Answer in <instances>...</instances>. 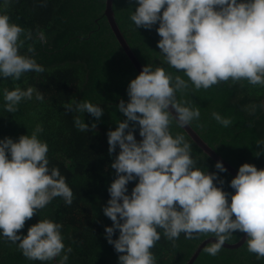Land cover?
Here are the masks:
<instances>
[{
    "label": "clouds",
    "instance_id": "1",
    "mask_svg": "<svg viewBox=\"0 0 264 264\" xmlns=\"http://www.w3.org/2000/svg\"><path fill=\"white\" fill-rule=\"evenodd\" d=\"M9 3L0 0V77L17 81L27 72L45 69L20 53L32 31L10 22L3 12ZM135 5L130 26L152 30L158 24L161 63L183 76L159 64H146L127 85L128 101L121 99L116 106L125 119L106 133L108 154L119 151L110 164L115 174L106 189L110 198L102 207L112 222L104 227L105 239L120 254L118 264H157L151 249L161 239L158 229L173 247L181 233L186 240L214 237L203 249L212 256L239 231L246 234L247 251L258 260L264 258V169L242 164L229 182L234 192H226L225 181L216 172L197 166L184 135L170 131L173 122L184 128L199 120V108L183 99L190 85L192 91L228 81L264 86V0H135ZM37 37L46 42L43 31ZM0 91L8 113L17 112L20 102L33 99L34 93L37 101L44 99L31 86ZM65 107L77 113L74 124L81 132L89 129L81 118L84 113L99 121L104 111L88 100H74ZM211 115L224 127L232 123L217 112ZM137 128L139 141L134 135ZM42 132L37 123L30 135L0 139V240L16 244L27 260L59 258L56 264H67L72 248L63 243L60 223L40 218L26 235L18 234L54 198H62L66 205L73 202L66 178L58 167H49L48 144L39 138ZM256 144L264 149V139ZM214 168L226 171L220 161ZM133 181L129 194L127 185Z\"/></svg>",
    "mask_w": 264,
    "mask_h": 264
},
{
    "label": "trees",
    "instance_id": "2",
    "mask_svg": "<svg viewBox=\"0 0 264 264\" xmlns=\"http://www.w3.org/2000/svg\"><path fill=\"white\" fill-rule=\"evenodd\" d=\"M135 0H114L113 11L116 22L130 48L144 66L161 65L173 75H181L161 63L155 31L130 26V11L135 10ZM106 0H10L3 12L10 22L32 31V39L25 40L19 49L21 54L33 57L44 67V72H27L20 80L0 77V90L7 87L26 89L31 86L43 94L44 99L22 100L15 113L6 112L0 91V139L5 136L14 141L20 135L31 134L37 123L42 124L39 138L48 144L49 167H58L72 189L73 202L66 205L62 198H54L44 209L25 222L18 234L26 235L29 226L41 218H49L62 225L61 233L65 247H71L67 264H118V255L104 236V227L111 226V220L103 215L102 207L110 198L107 187L115 178L110 164L118 153L108 154V130H115L118 120L125 117L116 106L120 100L128 101L127 85L138 72L117 41L105 16ZM43 31L46 42H41L37 32ZM24 39V34H21ZM31 46L33 51L28 52ZM187 79L186 77H184ZM177 93V98H181ZM189 106L198 107L199 120L190 125L220 156L236 169L249 163L264 169V149L256 144L264 139V86L250 85L247 81L221 82L209 89L189 90L183 93ZM75 101L88 100L104 110L99 121L88 113L81 118L89 125L88 131H79L74 124V111L66 105ZM217 112L230 118L232 123L224 127L212 118ZM96 123L92 129L91 124ZM173 135L182 133L191 144V155L197 166L204 171L216 172L225 182L224 191L232 193L229 182L233 176L227 171L220 173L215 162L206 155L187 135L176 126L170 125ZM139 141L141 137L134 133ZM261 151L260 156H256ZM215 183V181H214ZM135 181L127 185L129 194ZM151 249L157 264H187L199 246L210 236L186 240L184 234L175 241L163 236ZM244 233L234 231L225 241L237 243ZM118 236V230L113 239ZM207 246V245H206ZM27 260L16 244L0 240V264H56ZM193 264H264V258L257 259L247 251L246 244L239 249L221 250L209 255L204 250Z\"/></svg>",
    "mask_w": 264,
    "mask_h": 264
},
{
    "label": "water",
    "instance_id": "3",
    "mask_svg": "<svg viewBox=\"0 0 264 264\" xmlns=\"http://www.w3.org/2000/svg\"><path fill=\"white\" fill-rule=\"evenodd\" d=\"M113 2L114 0H106V8H105V16L107 17L108 23L117 39L119 42L120 46L123 48L125 54L135 67L136 71L138 74L142 71L143 65L140 63L132 49L130 48L128 42L124 38V35L122 34L116 19H115V14L113 11ZM169 111L175 116L174 110L169 108ZM187 135L192 139V141L206 154L208 155L215 163L217 161H220L226 171L233 177H235L238 169H236L234 166H232L230 163H228L222 156H220L212 147H210L203 139L202 137L192 128L191 125L185 126L182 128ZM247 237L246 234L242 236V238L235 244H229L225 242V244L222 246L223 248L226 249H239L241 248L246 241ZM214 241V238H209L203 241V243L199 246L198 250L195 252L194 256L192 259L187 263V264H193L197 258L199 257L200 253L204 249V247L209 243Z\"/></svg>",
    "mask_w": 264,
    "mask_h": 264
}]
</instances>
